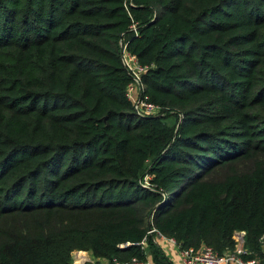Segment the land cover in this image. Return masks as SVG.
<instances>
[{"label":"trees","instance_id":"1","mask_svg":"<svg viewBox=\"0 0 264 264\" xmlns=\"http://www.w3.org/2000/svg\"><path fill=\"white\" fill-rule=\"evenodd\" d=\"M150 226L264 264V0H0V264H173Z\"/></svg>","mask_w":264,"mask_h":264},{"label":"built area","instance_id":"2","mask_svg":"<svg viewBox=\"0 0 264 264\" xmlns=\"http://www.w3.org/2000/svg\"><path fill=\"white\" fill-rule=\"evenodd\" d=\"M131 27L134 31H136V26L134 23L131 24ZM121 44V58L122 61L127 68V70L131 73L132 80L126 87V94L128 98L131 100L133 109L138 116H151L160 114L161 108L159 105L154 104L147 99L141 97V93L144 89V85L141 82L142 73L145 71V66L141 65L135 55L130 53L126 49V45ZM149 177L146 175L144 177L143 185L145 187H149L148 183ZM148 234H153L155 242L158 240H164L167 246H173L178 248V264H258V261L255 259L244 260L241 255L246 253V250L243 248L244 242V232H236L235 239L236 245L235 250L230 252L227 251L222 255L216 254L211 247L202 246L200 248H181V246L176 242V240L172 237H167L159 232L152 226L149 227L147 232ZM241 235H243V240H241ZM264 241V237H262ZM142 247H146L145 239L141 242ZM82 252V251H76ZM104 261V260H102ZM113 264H151L150 258L147 257L146 261H138L136 258H132L129 261H117L112 260Z\"/></svg>","mask_w":264,"mask_h":264},{"label":"crops","instance_id":"3","mask_svg":"<svg viewBox=\"0 0 264 264\" xmlns=\"http://www.w3.org/2000/svg\"><path fill=\"white\" fill-rule=\"evenodd\" d=\"M157 243L159 244L162 251L165 255L172 261L173 264H178V248L173 246H167L164 240H158Z\"/></svg>","mask_w":264,"mask_h":264},{"label":"rangeland","instance_id":"4","mask_svg":"<svg viewBox=\"0 0 264 264\" xmlns=\"http://www.w3.org/2000/svg\"><path fill=\"white\" fill-rule=\"evenodd\" d=\"M172 120V119H171ZM222 172L221 173H217L216 177H221ZM82 253V256H80L82 258V260H77L76 258L78 257V254ZM72 259H73V264H87L89 262L93 263L96 262V259H94L91 254L89 252L86 251H82V252H74L72 254ZM105 263V261H102Z\"/></svg>","mask_w":264,"mask_h":264},{"label":"bare ground","instance_id":"5","mask_svg":"<svg viewBox=\"0 0 264 264\" xmlns=\"http://www.w3.org/2000/svg\"><path fill=\"white\" fill-rule=\"evenodd\" d=\"M80 256H82V253H79V254H78V257L76 258L78 261H79V260H82V258H81Z\"/></svg>","mask_w":264,"mask_h":264},{"label":"water","instance_id":"6","mask_svg":"<svg viewBox=\"0 0 264 264\" xmlns=\"http://www.w3.org/2000/svg\"><path fill=\"white\" fill-rule=\"evenodd\" d=\"M155 116V115H154ZM241 240H243V235H241Z\"/></svg>","mask_w":264,"mask_h":264}]
</instances>
